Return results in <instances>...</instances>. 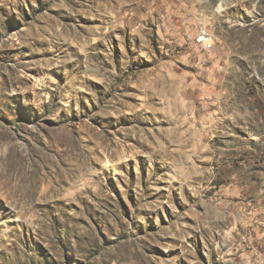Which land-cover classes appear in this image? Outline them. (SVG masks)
<instances>
[{
    "label": "rangeland",
    "instance_id": "374dc122",
    "mask_svg": "<svg viewBox=\"0 0 264 264\" xmlns=\"http://www.w3.org/2000/svg\"><path fill=\"white\" fill-rule=\"evenodd\" d=\"M0 264H264V0H0Z\"/></svg>",
    "mask_w": 264,
    "mask_h": 264
},
{
    "label": "built area",
    "instance_id": "2783aa9c",
    "mask_svg": "<svg viewBox=\"0 0 264 264\" xmlns=\"http://www.w3.org/2000/svg\"><path fill=\"white\" fill-rule=\"evenodd\" d=\"M209 37V36H208ZM206 34H202L198 37V42L202 43L203 45H208L211 46L209 44H207L208 41H212L211 38H208Z\"/></svg>",
    "mask_w": 264,
    "mask_h": 264
}]
</instances>
